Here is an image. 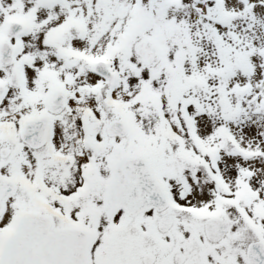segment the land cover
<instances>
[{
	"label": "snow or ice",
	"instance_id": "snow-or-ice-1",
	"mask_svg": "<svg viewBox=\"0 0 264 264\" xmlns=\"http://www.w3.org/2000/svg\"><path fill=\"white\" fill-rule=\"evenodd\" d=\"M0 264H264V0H0Z\"/></svg>",
	"mask_w": 264,
	"mask_h": 264
}]
</instances>
